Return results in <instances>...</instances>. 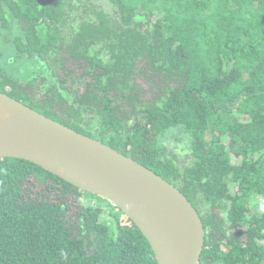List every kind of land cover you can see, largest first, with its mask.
<instances>
[{"label":"trees","instance_id":"trees-1","mask_svg":"<svg viewBox=\"0 0 264 264\" xmlns=\"http://www.w3.org/2000/svg\"><path fill=\"white\" fill-rule=\"evenodd\" d=\"M0 93L174 185L200 264H264V0H0ZM102 201L0 157V264H158Z\"/></svg>","mask_w":264,"mask_h":264},{"label":"water","instance_id":"water-1","mask_svg":"<svg viewBox=\"0 0 264 264\" xmlns=\"http://www.w3.org/2000/svg\"><path fill=\"white\" fill-rule=\"evenodd\" d=\"M0 108L1 158L31 162L107 200L138 227L158 264H200L206 230L196 208L174 185L3 93Z\"/></svg>","mask_w":264,"mask_h":264},{"label":"rangeland","instance_id":"rangeland-1","mask_svg":"<svg viewBox=\"0 0 264 264\" xmlns=\"http://www.w3.org/2000/svg\"><path fill=\"white\" fill-rule=\"evenodd\" d=\"M167 136L165 139L162 140V145L166 149L168 153H171L172 155H175L176 161L178 164H183L187 159V154L182 150V147L184 146L185 137L184 136ZM86 197V198H85ZM84 202L89 201L92 202L93 199L91 197L85 196ZM103 205L105 206L106 211H108L112 205L109 202L102 201Z\"/></svg>","mask_w":264,"mask_h":264},{"label":"bare ground","instance_id":"bare-ground-1","mask_svg":"<svg viewBox=\"0 0 264 264\" xmlns=\"http://www.w3.org/2000/svg\"><path fill=\"white\" fill-rule=\"evenodd\" d=\"M3 116V114H2V110H1V108H0V118ZM57 173H59V171H56Z\"/></svg>","mask_w":264,"mask_h":264}]
</instances>
